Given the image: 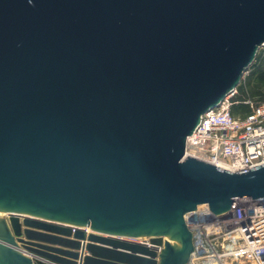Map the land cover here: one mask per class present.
<instances>
[{
	"label": "water",
	"instance_id": "95a60500",
	"mask_svg": "<svg viewBox=\"0 0 264 264\" xmlns=\"http://www.w3.org/2000/svg\"><path fill=\"white\" fill-rule=\"evenodd\" d=\"M262 46L264 0H0V264L194 260L186 214L264 197L185 157Z\"/></svg>",
	"mask_w": 264,
	"mask_h": 264
},
{
	"label": "built area",
	"instance_id": "2783aa9c",
	"mask_svg": "<svg viewBox=\"0 0 264 264\" xmlns=\"http://www.w3.org/2000/svg\"><path fill=\"white\" fill-rule=\"evenodd\" d=\"M236 90L206 111L187 138L185 157L220 169L241 172L264 164V101L244 100V115H233ZM191 234L192 256L187 264H264V197L235 200L214 214L201 205L184 216ZM148 239H143L141 242ZM128 241H139L128 238Z\"/></svg>",
	"mask_w": 264,
	"mask_h": 264
},
{
	"label": "rangeland",
	"instance_id": "374dc122",
	"mask_svg": "<svg viewBox=\"0 0 264 264\" xmlns=\"http://www.w3.org/2000/svg\"><path fill=\"white\" fill-rule=\"evenodd\" d=\"M255 68L258 69L257 71H264V46L258 49L254 60L252 61L250 66L244 71L239 84L235 88L236 94L234 96V99L238 100L235 101L238 102V104H241L242 101L249 99L255 102L264 101V85L259 86L257 84L256 81L259 76L257 77V74H255ZM238 104L234 103L233 106H237ZM141 240L142 239H139L138 242H141ZM245 264L253 263L247 261L245 262Z\"/></svg>",
	"mask_w": 264,
	"mask_h": 264
},
{
	"label": "trees",
	"instance_id": "16d2710c",
	"mask_svg": "<svg viewBox=\"0 0 264 264\" xmlns=\"http://www.w3.org/2000/svg\"><path fill=\"white\" fill-rule=\"evenodd\" d=\"M257 68H255V70H254L255 71V74H257V77L259 76L256 82H257V84L259 86H262V85H264V71L263 72L262 71L261 72L260 71H257L258 70ZM233 101H238V100L234 99ZM248 111H249L248 110V107L246 105L242 104V103L241 104H238L237 106H232V108H231V113L233 115H238V114L244 115Z\"/></svg>",
	"mask_w": 264,
	"mask_h": 264
},
{
	"label": "bare ground",
	"instance_id": "6f19581e",
	"mask_svg": "<svg viewBox=\"0 0 264 264\" xmlns=\"http://www.w3.org/2000/svg\"><path fill=\"white\" fill-rule=\"evenodd\" d=\"M0 217H1V219H5L7 217V213L0 211ZM137 238L143 240V239H147L148 237H146V236H140V237H137Z\"/></svg>",
	"mask_w": 264,
	"mask_h": 264
}]
</instances>
